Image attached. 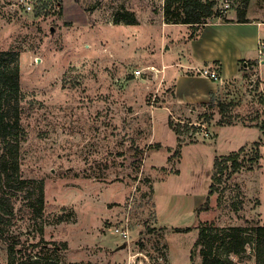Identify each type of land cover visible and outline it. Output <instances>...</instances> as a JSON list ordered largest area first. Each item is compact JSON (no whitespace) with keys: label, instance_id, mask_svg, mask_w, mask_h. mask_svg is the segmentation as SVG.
Masks as SVG:
<instances>
[{"label":"rangeland","instance_id":"374dc122","mask_svg":"<svg viewBox=\"0 0 264 264\" xmlns=\"http://www.w3.org/2000/svg\"><path fill=\"white\" fill-rule=\"evenodd\" d=\"M25 1L0 0V50L20 52V84L36 101L23 114L21 174L44 185L45 208L31 217L18 193L11 240L44 244L30 250L62 264H190L200 222L264 223V129L257 125L264 82L257 88L243 79L226 100L236 102L228 114L237 126L216 130L217 110L175 98L171 62L182 57L181 39L191 29L165 21V0H47L40 14L39 0L32 9ZM214 2L219 17L210 21L241 4ZM118 12L135 22L116 23ZM206 112H214L209 122ZM170 117L198 126L182 136L197 142L179 148ZM238 146L245 148L241 169L215 185L209 210L197 212L214 188L216 156ZM7 253L0 242V264ZM195 264H203L199 253Z\"/></svg>","mask_w":264,"mask_h":264},{"label":"trees","instance_id":"16d2710c","mask_svg":"<svg viewBox=\"0 0 264 264\" xmlns=\"http://www.w3.org/2000/svg\"><path fill=\"white\" fill-rule=\"evenodd\" d=\"M47 0H39L36 4V13L40 14L43 5ZM250 0H241L237 6V20L240 22L249 21L247 18V8ZM214 0H165L164 16L165 21L173 24H187L191 29L188 38L193 39L199 34L205 23L210 19L217 17L214 12ZM219 17V16H218ZM224 21H230L224 15L221 17ZM135 22L134 19L125 17L121 12L115 15V22L119 23ZM256 60H251L255 63ZM244 77H249L248 73ZM20 52L16 50H0V242L8 248L7 264H62L61 261L52 257L49 253H43L40 250L33 254L30 248L44 244L31 243L26 245L21 239L11 240L9 236V226L13 221L14 205L18 201V193L22 194L21 209L31 214V217L37 218L43 215L45 208V188L41 182L35 179L25 178L21 174L20 157L23 150V141L26 136V129L23 124V114L26 109L32 110L36 106L34 99L27 100L26 93L20 84ZM260 79H257L255 86L258 88ZM175 95V92H174ZM28 103V107H26ZM234 101H224L217 99L213 95L207 100L197 103L198 106H206L208 109L217 110L221 115L220 125L234 124L231 114H228L231 107L235 106ZM214 116L213 113H205L204 120L209 122ZM169 127L177 135V145L181 148L183 145L197 142L196 138L183 140L182 136L190 132L191 128H196L191 121H175L173 118L168 120ZM264 129V120L257 123ZM258 141L253 143L255 155L253 159L258 160L259 154ZM163 145L156 142L153 147L161 148ZM152 149L149 145L148 147ZM170 150V148L168 147ZM244 146L238 150L228 153H222L216 156L213 164L212 180L207 199L196 211L209 210L210 195L217 190V183L224 180L225 175L231 177L237 173L243 160L241 153ZM144 151L141 150V155ZM180 173L179 170L176 171ZM224 192V190H223ZM249 226L240 225L217 226L211 221H202L199 224V232L190 254V264H195L196 255L199 253L203 258V264H241V259L251 257L254 264H264V223L261 220L251 219ZM177 231H187L190 227H176ZM64 249L67 243L63 242ZM57 248L54 247V250ZM21 253L20 258L15 255ZM69 264H79L78 262H69Z\"/></svg>","mask_w":264,"mask_h":264},{"label":"crops","instance_id":"0c3cea01","mask_svg":"<svg viewBox=\"0 0 264 264\" xmlns=\"http://www.w3.org/2000/svg\"><path fill=\"white\" fill-rule=\"evenodd\" d=\"M246 16L249 21H238L237 10L234 9L226 15L230 21L217 18L205 23L196 38L190 39L187 35L181 39L182 57L171 62V67H176V70L169 71L174 79L178 102L197 104L207 101L211 95L226 101L232 95L230 92L234 93L236 87L242 85L246 71L253 72L254 69L264 82V63L260 61L258 51L260 41H264V0H250ZM251 60L256 62L251 63ZM214 64L219 65L220 79L214 80L195 69ZM219 126L237 125H218L216 130ZM154 128L156 133V122ZM240 129L245 131L248 128Z\"/></svg>","mask_w":264,"mask_h":264},{"label":"built area","instance_id":"2783aa9c","mask_svg":"<svg viewBox=\"0 0 264 264\" xmlns=\"http://www.w3.org/2000/svg\"><path fill=\"white\" fill-rule=\"evenodd\" d=\"M26 9H32L33 4L31 0H26L24 2ZM258 51H259V55H260V61L264 63V41H260L259 45H258ZM150 70L149 67L147 68H138L134 70V75L135 76H140L144 73V70ZM197 73L202 74V75H206L209 76L210 78L216 80V79H220V71H219V65H205L202 67H195ZM246 73L249 74V77L245 78L248 80L249 86L250 87H254L255 83L257 82V69H254V71H246ZM116 231H118L121 235H128L127 230H121V229H116Z\"/></svg>","mask_w":264,"mask_h":264},{"label":"water","instance_id":"95a60500","mask_svg":"<svg viewBox=\"0 0 264 264\" xmlns=\"http://www.w3.org/2000/svg\"><path fill=\"white\" fill-rule=\"evenodd\" d=\"M214 20H217V18H215ZM123 245H126V244H123Z\"/></svg>","mask_w":264,"mask_h":264}]
</instances>
